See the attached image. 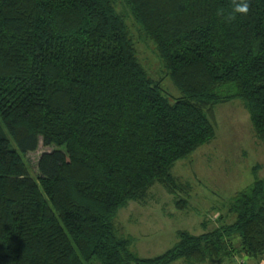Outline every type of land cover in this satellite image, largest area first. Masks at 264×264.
<instances>
[{"label": "trees", "instance_id": "obj_1", "mask_svg": "<svg viewBox=\"0 0 264 264\" xmlns=\"http://www.w3.org/2000/svg\"><path fill=\"white\" fill-rule=\"evenodd\" d=\"M180 96L138 61L116 0H0V264L223 263L264 257V177L228 202L233 223L178 232L142 258L118 211L216 137L214 109L243 100L264 142V0H119ZM43 142L35 176L23 155ZM185 199L179 200L181 204Z\"/></svg>", "mask_w": 264, "mask_h": 264}, {"label": "rangeland", "instance_id": "obj_2", "mask_svg": "<svg viewBox=\"0 0 264 264\" xmlns=\"http://www.w3.org/2000/svg\"><path fill=\"white\" fill-rule=\"evenodd\" d=\"M116 8L126 15L138 61L151 78L161 83L171 100L179 97L180 92L154 43L140 33L119 0H116ZM214 113L215 139L176 163L172 170L184 186L183 190L171 194L161 184H156L145 202L131 201L119 211L116 226L134 236L132 249L140 257L151 258L172 248L178 241V230L197 235L219 226L221 216L223 222L230 223L233 219H228L226 203L257 178L264 177V142L256 136L243 100L220 104ZM52 149L41 141L36 151L23 155L35 176L39 173L40 156ZM181 199L185 202L177 203ZM233 259L245 264L239 256ZM248 262L254 264L252 260Z\"/></svg>", "mask_w": 264, "mask_h": 264}, {"label": "clouds", "instance_id": "obj_3", "mask_svg": "<svg viewBox=\"0 0 264 264\" xmlns=\"http://www.w3.org/2000/svg\"><path fill=\"white\" fill-rule=\"evenodd\" d=\"M250 11L249 0H231V10L227 13L224 9H219L217 15L226 23H232L237 16H247Z\"/></svg>", "mask_w": 264, "mask_h": 264}, {"label": "crops", "instance_id": "obj_4", "mask_svg": "<svg viewBox=\"0 0 264 264\" xmlns=\"http://www.w3.org/2000/svg\"><path fill=\"white\" fill-rule=\"evenodd\" d=\"M201 148V147H200ZM155 186V185H154ZM152 189V188H151ZM150 189V190H151ZM150 190H149V193H150ZM169 192V191H168ZM149 193H148V195H147V197L149 196ZM170 193V192H169ZM147 197H146V199H147ZM145 199V200H146ZM233 199V198H232ZM231 199V200H232ZM145 200L144 201H134V202H141V203H143V202H145ZM230 200V201H231ZM229 201V202H230ZM179 202V200L177 201V203ZM129 205H130V202L128 203ZM128 204H127V206H125V207H123V208H126V207H128ZM228 202L226 203V207H227V209H228ZM123 208H121V209H123ZM120 209V210H121ZM119 210V211H120ZM119 211H118V213H119ZM118 215V214H117ZM228 215H229V218L228 219H233L230 223H233L234 221H235V215H233V214H230L229 212H228ZM226 223V222H225ZM230 223H228V224H230ZM117 227V226H116ZM119 230V229H118ZM120 231V233L122 234V235H124V236H131V237H133L134 238V236H132V235H130V234H125V233H123L121 230H119ZM180 230H178L177 231V233L179 232ZM187 231V230H186ZM203 233V232H202ZM201 234V233H200ZM197 235H199V234H197ZM134 241H135V238H134ZM134 243V242H133ZM133 245V244H132ZM131 248H132V246H131ZM133 250V249H132ZM134 251V250H133ZM155 257V256H154ZM181 263L180 264H188V263H186L185 261H183V260H179ZM243 263H245V264H248L249 262L248 261H250L249 259H248V257L246 258V257H244L243 256ZM177 262V261H176ZM207 263H209V264H239L237 261H235L234 259H231V260H229V261H226V262H223V263H212V262H204V263H198V264H207ZM253 263V262H252ZM173 264V263H172ZM251 264V263H250ZM259 264H264V257L260 260V263Z\"/></svg>", "mask_w": 264, "mask_h": 264}, {"label": "water", "instance_id": "obj_5", "mask_svg": "<svg viewBox=\"0 0 264 264\" xmlns=\"http://www.w3.org/2000/svg\"><path fill=\"white\" fill-rule=\"evenodd\" d=\"M239 257H240V258H243V255H242V254H240V255H239ZM246 258H247V257H246Z\"/></svg>", "mask_w": 264, "mask_h": 264}]
</instances>
